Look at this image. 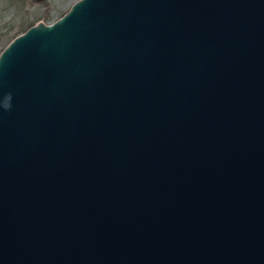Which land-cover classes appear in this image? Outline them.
Here are the masks:
<instances>
[{"label":"water","instance_id":"95a60500","mask_svg":"<svg viewBox=\"0 0 264 264\" xmlns=\"http://www.w3.org/2000/svg\"><path fill=\"white\" fill-rule=\"evenodd\" d=\"M0 264H264V0H74L14 35Z\"/></svg>","mask_w":264,"mask_h":264},{"label":"rangeland","instance_id":"374dc122","mask_svg":"<svg viewBox=\"0 0 264 264\" xmlns=\"http://www.w3.org/2000/svg\"><path fill=\"white\" fill-rule=\"evenodd\" d=\"M74 0H0V48L37 20L50 22Z\"/></svg>","mask_w":264,"mask_h":264},{"label":"clouds","instance_id":"9594fccd","mask_svg":"<svg viewBox=\"0 0 264 264\" xmlns=\"http://www.w3.org/2000/svg\"><path fill=\"white\" fill-rule=\"evenodd\" d=\"M11 94H8L5 98H4V102H3V105L2 107L5 109V110H9L11 108Z\"/></svg>","mask_w":264,"mask_h":264},{"label":"trees","instance_id":"16d2710c","mask_svg":"<svg viewBox=\"0 0 264 264\" xmlns=\"http://www.w3.org/2000/svg\"><path fill=\"white\" fill-rule=\"evenodd\" d=\"M9 40H10V39H8L7 42H8ZM7 42H6V43H7ZM6 43H5V44H6ZM5 44H4V45H5ZM4 45H3V46H4ZM3 46H2V47H3ZM2 47H1V48H2ZM1 48H0V49H1Z\"/></svg>","mask_w":264,"mask_h":264}]
</instances>
